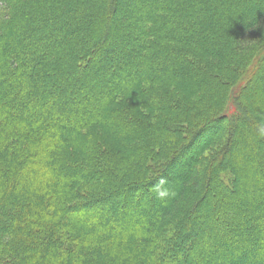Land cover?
Returning a JSON list of instances; mask_svg holds the SVG:
<instances>
[{
    "label": "trees",
    "instance_id": "trees-1",
    "mask_svg": "<svg viewBox=\"0 0 264 264\" xmlns=\"http://www.w3.org/2000/svg\"><path fill=\"white\" fill-rule=\"evenodd\" d=\"M132 1L0 0V264H264V0Z\"/></svg>",
    "mask_w": 264,
    "mask_h": 264
},
{
    "label": "rangeland",
    "instance_id": "rangeland-1",
    "mask_svg": "<svg viewBox=\"0 0 264 264\" xmlns=\"http://www.w3.org/2000/svg\"><path fill=\"white\" fill-rule=\"evenodd\" d=\"M129 2H133V1L129 0ZM256 2L258 3V1H256ZM253 78H255V77H253ZM253 78L251 79V82L249 83L248 87L244 88L243 91L239 92V94H238L240 97L242 96L241 99H243L242 109L240 108L243 115H246V114H248V112H251V109L253 108V106L255 105V102H256L254 95H253V92H252L253 91L252 86H251V84L254 82ZM244 91H245V94L243 95ZM250 115H251V113H250ZM251 117H253V119L256 118L257 121L259 120L258 122H260L261 124L264 125V118H262V120H261V118L258 119V117H256L253 114ZM236 124H237V129H235L233 132H230L231 133V134H229L230 138L228 139V143H227L226 148H225V152H226V156H227V158L225 160L226 165H224L225 168H227L230 155L233 154V151H235V149L238 147L237 145L240 144V142H242L241 140H242L243 133L246 130L247 131L250 130L248 125H246V121L244 119L238 118L236 120ZM225 128H226V124H225V122L224 123L222 122L220 125L221 131L224 130ZM259 134H260V136L264 137L263 131H260ZM217 135H218V131L217 132L215 131L213 133H209L206 135L203 134L200 138L197 139V140H199V142L196 145H193V147L191 146L189 148L188 152L184 156L185 159L191 158V156H193V154L199 149V147L204 145L208 141V139H206V138H209V140L212 139V141H213ZM183 166H184V164L181 162L176 163V165H174L172 168V171L170 173V178L167 181L164 180V184L162 185V187H159V189L157 187H153L152 192L153 193H160L161 191H167L168 196H171L173 194V188L175 189V188L180 187L183 182L188 181V178H186V176L190 177L192 175L191 171L185 172L186 174L183 172V175H180L182 172V170H180V169H182ZM179 175L182 177H180ZM187 192L190 193V187L187 190ZM158 203L159 204H165L166 200H163L161 198L158 200ZM211 204H212V202H207V205H211ZM153 211L154 212H151V210L148 212H147V210L145 211L146 213H148L147 219L149 221H153L157 216L156 212H158V210L157 211L153 210ZM152 213H154V214H152ZM207 217L208 216H206V218H204V219H207ZM114 218H116V217H114ZM185 240H186V237H185Z\"/></svg>",
    "mask_w": 264,
    "mask_h": 264
},
{
    "label": "clouds",
    "instance_id": "clouds-1",
    "mask_svg": "<svg viewBox=\"0 0 264 264\" xmlns=\"http://www.w3.org/2000/svg\"><path fill=\"white\" fill-rule=\"evenodd\" d=\"M159 195H160L161 197H164V196L168 195V193H167V191H161V192L159 193Z\"/></svg>",
    "mask_w": 264,
    "mask_h": 264
}]
</instances>
